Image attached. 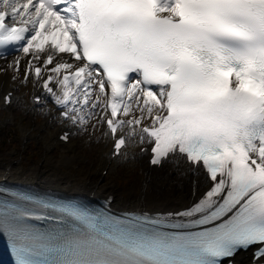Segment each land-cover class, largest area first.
<instances>
[{
    "label": "snow or ice",
    "instance_id": "snow-or-ice-1",
    "mask_svg": "<svg viewBox=\"0 0 264 264\" xmlns=\"http://www.w3.org/2000/svg\"><path fill=\"white\" fill-rule=\"evenodd\" d=\"M11 50L33 102L69 123L61 141L102 127L114 158L138 145L191 197L113 214L111 197L0 186L13 264H264V0H0V60Z\"/></svg>",
    "mask_w": 264,
    "mask_h": 264
},
{
    "label": "rangeland",
    "instance_id": "rangeland-1",
    "mask_svg": "<svg viewBox=\"0 0 264 264\" xmlns=\"http://www.w3.org/2000/svg\"><path fill=\"white\" fill-rule=\"evenodd\" d=\"M4 64L3 61L0 65ZM6 73L17 76L14 82L13 103L9 107L1 105L0 93V167L18 168L24 173H31L39 168L59 172L63 177L75 182L84 178L115 184L118 187V198H126L132 190L134 200H138L142 190L145 173L138 160L132 155V144L124 150L125 155L115 159L113 169L104 168L103 161L111 158L110 141L103 137L104 129L93 132L91 125L86 131L76 130L67 142H61L56 136L51 143H46L49 130L59 124L48 122V115L42 105L35 106L30 100L34 90L32 82H23V73L10 69L1 70L0 76ZM46 125L43 127V125ZM40 126L39 129H36ZM28 128L29 137L23 138V128ZM43 127V128H42ZM76 154L74 160L62 162V155ZM113 159V158H112ZM150 192V186L146 188Z\"/></svg>",
    "mask_w": 264,
    "mask_h": 264
},
{
    "label": "bare ground",
    "instance_id": "bare-ground-1",
    "mask_svg": "<svg viewBox=\"0 0 264 264\" xmlns=\"http://www.w3.org/2000/svg\"><path fill=\"white\" fill-rule=\"evenodd\" d=\"M15 55H19L18 53ZM15 55L8 56L11 60ZM6 57V58H8ZM9 58L4 64L0 65V70L7 69V63ZM3 60H0L2 62ZM10 74L6 73L0 76V93L2 96L5 91L8 90L12 83L9 80ZM36 91V89L34 88ZM3 101V99H2ZM48 112L53 115L52 109L49 107ZM48 122V121H47ZM46 125L44 124L43 127ZM37 126L36 129H39ZM42 127V128H43ZM59 127L49 130L46 136V143H51V139L57 136L56 130ZM29 137L28 128H23V138ZM111 152V150H110ZM140 147L134 145L132 148V155L136 158L145 173V178L142 184V190L138 200H134V194L132 190L129 191L126 198H118V187L115 184L100 183V181L93 180L90 178H84L82 182H75L68 178L63 177L59 172L49 171L46 168H39L31 173H24L18 168L11 167L1 168L0 167V183L8 184L16 183L22 186H37L52 189L53 191L64 193L66 195H82L84 197L88 196H107L112 195L111 207L117 209H138L142 208L150 211H173L176 209H181L191 198L188 191V186L185 185L181 187L180 185L183 181L177 175L176 172H171V174H166L163 172H156L152 170L146 159L139 156ZM110 156V155H109ZM78 155H67L63 153L62 162L67 163L70 160H74ZM111 157V156H110ZM117 159V158H116ZM115 158L105 159L102 163L103 169L106 167L108 169H113L116 165ZM150 186V192L146 191V188ZM87 196H85V195Z\"/></svg>",
    "mask_w": 264,
    "mask_h": 264
}]
</instances>
